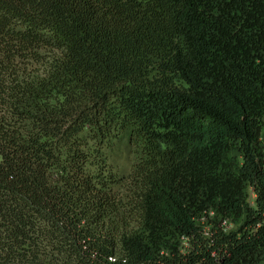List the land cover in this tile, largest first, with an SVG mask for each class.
<instances>
[{"label":"trees","instance_id":"1","mask_svg":"<svg viewBox=\"0 0 264 264\" xmlns=\"http://www.w3.org/2000/svg\"><path fill=\"white\" fill-rule=\"evenodd\" d=\"M0 264H264V0H0Z\"/></svg>","mask_w":264,"mask_h":264},{"label":"rangeland","instance_id":"2","mask_svg":"<svg viewBox=\"0 0 264 264\" xmlns=\"http://www.w3.org/2000/svg\"><path fill=\"white\" fill-rule=\"evenodd\" d=\"M114 158L117 160V162L119 163V165H124L126 166V150L123 146L120 147V153H117ZM127 171V169H126ZM253 194L251 193L250 194V199L252 200L253 199Z\"/></svg>","mask_w":264,"mask_h":264}]
</instances>
